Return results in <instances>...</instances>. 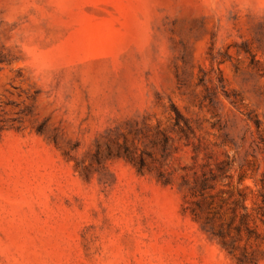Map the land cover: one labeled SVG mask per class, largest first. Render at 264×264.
<instances>
[{
  "label": "rangeland",
  "instance_id": "1",
  "mask_svg": "<svg viewBox=\"0 0 264 264\" xmlns=\"http://www.w3.org/2000/svg\"><path fill=\"white\" fill-rule=\"evenodd\" d=\"M0 264H264V0H0Z\"/></svg>",
  "mask_w": 264,
  "mask_h": 264
}]
</instances>
